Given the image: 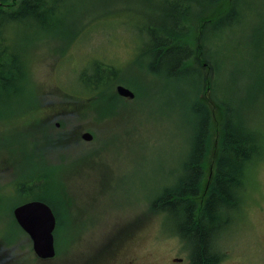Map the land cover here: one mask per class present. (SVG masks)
<instances>
[{"label": "rangeland", "instance_id": "rangeland-1", "mask_svg": "<svg viewBox=\"0 0 264 264\" xmlns=\"http://www.w3.org/2000/svg\"><path fill=\"white\" fill-rule=\"evenodd\" d=\"M216 5H222L223 14L231 0ZM59 6L43 12L41 22H22L18 28L15 24L9 35L12 43H25L23 37L29 35L42 41L27 46L32 55H25L24 69L32 72V84L23 79L22 91L0 102V264L85 261L92 257L91 250L111 241L107 222L116 214H141L142 226H149L155 237L142 234L140 247L155 258H187L184 241L170 234L168 213L151 211L150 205L178 176L180 181L193 137L187 121L198 117L193 111L200 106L196 99L206 101L202 107L212 120L203 163L210 180L224 115L217 96L231 102L238 115L245 114L249 125L264 130V0H242L237 8L246 10L244 19L239 24L231 21L233 27L221 31L200 18L213 17L211 0H66ZM174 6L188 8L183 38L185 43L194 41L199 55L191 63L196 71L166 79L149 69L151 56L143 53L148 51L149 28L174 24L168 18ZM95 64L104 69L105 82L85 87ZM117 84L135 96H119ZM112 93L118 96L110 99ZM45 118L54 125L65 118V129L74 140L62 151L65 158H59L58 151L39 155L42 149L32 146L34 127L43 128ZM85 131L92 133V140L81 138ZM14 179L37 186L50 183L49 191L58 192L51 197L60 224L56 255L50 259L35 255L30 237L13 216L14 207L27 199L16 186H8ZM242 195V209L228 214L213 240L224 263L232 260L233 250L236 259L263 264L264 155L249 168Z\"/></svg>", "mask_w": 264, "mask_h": 264}, {"label": "trees", "instance_id": "trees-1", "mask_svg": "<svg viewBox=\"0 0 264 264\" xmlns=\"http://www.w3.org/2000/svg\"><path fill=\"white\" fill-rule=\"evenodd\" d=\"M64 2L66 0H0V102L4 100L9 102L13 96L22 91L20 84L23 79L26 85L32 84L29 78L32 77V72H29V68L24 69L25 55L29 57L32 55V48L29 49L30 47L27 46H36L42 41L34 40L33 36L29 35L23 37L27 41L25 43H21L19 39L12 43L9 35L16 30L14 25L16 24L18 28L22 22H41L45 18L43 12L51 13L62 7L59 4ZM211 2L215 4L213 17L202 15L200 18L207 20L215 31H221L227 26L233 27L228 23L236 21L239 24L245 17L246 10L242 9L240 12L237 8L242 0H231L229 10L223 14L222 5H216L223 0H211ZM166 11L167 8L164 13ZM187 12V7L180 9L174 6L168 12V18L174 21L170 28L163 22L158 27L146 31L150 40L149 43L146 42L148 51L143 54L151 56L148 59L149 69L164 74L166 79L171 76H186L189 75L188 72L196 71L191 67L192 61L198 60L199 53L194 47L196 44L194 41L185 43L183 38L188 33V26L186 30L182 23V20H186L187 23L189 17ZM216 36L218 35L215 34ZM259 47L262 48V45ZM157 64L160 66L159 69H156ZM95 65L93 73L84 79L85 87L89 84L97 86L105 82L104 69L98 64ZM108 75L112 76V73L109 72ZM117 96L112 93L109 98L113 99ZM195 101L200 104L193 107L198 117L187 121L189 132L190 134L193 132V137L188 142V151L182 161L180 181L178 182V176L176 183L164 187L162 193L153 200L150 209L168 213V223L186 239L191 248L192 264H214L218 253L213 237L219 234L225 222H228V214L231 212L236 214L235 212L242 207V191L246 185L249 168L264 155V130L260 125H249L245 114L238 115L231 102L217 96L216 102L224 115L210 180L207 178V170L203 163L208 157L206 142L212 130V120L209 121V114L205 112L209 110L202 107L206 101L202 99ZM96 102L98 103L97 100ZM215 107L217 109V106ZM41 123L43 128L40 124L34 127L32 146L42 149L39 155H42L43 151L48 153L58 151L60 158H64L65 154L62 151L69 146L70 140H73L72 134L65 129V118L60 119V126L57 129L46 118L41 120ZM31 129L24 130L22 135L29 134ZM50 188V183L48 186H37L36 183L23 182L18 186L21 196L27 195V198L40 199L50 204L58 220L57 208L51 198L54 196L53 193H56L57 197L58 192L52 190L51 193ZM59 224L60 222L57 221L54 237Z\"/></svg>", "mask_w": 264, "mask_h": 264}, {"label": "flooded vegetation", "instance_id": "flooded-vegetation-1", "mask_svg": "<svg viewBox=\"0 0 264 264\" xmlns=\"http://www.w3.org/2000/svg\"><path fill=\"white\" fill-rule=\"evenodd\" d=\"M60 126V122H56V128ZM70 144L72 141L70 140ZM23 183V180H8V186H16ZM36 199V198H31ZM27 199L25 201H28ZM103 217V216H100ZM168 218V214L167 217ZM109 224V230L111 233V241L103 243L100 247H97L96 251L91 250L92 257L85 261H74V264H192L191 248L187 244L186 239L174 228L170 229L171 236L177 235L183 241L185 247L188 248V257L171 255L167 258L157 259L153 255L151 250L142 249L140 247L141 235L145 234L147 237L154 238L155 235L151 233L149 226H142L141 214H132L130 216H118L110 218L107 222ZM146 230V232H145ZM216 236H220L217 234ZM157 240V236H156ZM216 243V240H215ZM215 248L218 253V258L214 264H249L250 260H246V257L236 259L238 253L232 250V260L228 263H224L225 256L221 255V248L215 244ZM241 256V255H240ZM242 257V256H241ZM46 260V259H43ZM264 264V261H263Z\"/></svg>", "mask_w": 264, "mask_h": 264}, {"label": "water", "instance_id": "water-1", "mask_svg": "<svg viewBox=\"0 0 264 264\" xmlns=\"http://www.w3.org/2000/svg\"><path fill=\"white\" fill-rule=\"evenodd\" d=\"M116 93L129 99L135 96L134 92L123 84L116 85ZM92 137L89 131L81 134V138L85 141L91 140ZM13 216L30 237L32 249L37 257L46 259L55 255L56 216L47 202L38 199L26 201L14 207Z\"/></svg>", "mask_w": 264, "mask_h": 264}]
</instances>
